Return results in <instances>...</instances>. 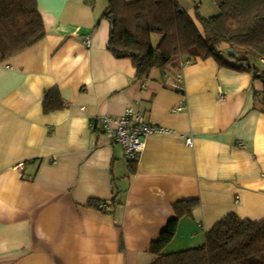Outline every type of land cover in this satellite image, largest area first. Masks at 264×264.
Here are the masks:
<instances>
[{
	"label": "crops",
	"instance_id": "1",
	"mask_svg": "<svg viewBox=\"0 0 264 264\" xmlns=\"http://www.w3.org/2000/svg\"><path fill=\"white\" fill-rule=\"evenodd\" d=\"M37 1L45 37L0 63V264H151L184 200L198 205L166 253L202 245L230 213L264 219L262 79L213 57L139 79L108 49V0ZM54 88L66 105L45 113ZM128 108L170 130L134 168L98 121Z\"/></svg>",
	"mask_w": 264,
	"mask_h": 264
},
{
	"label": "trees",
	"instance_id": "2",
	"mask_svg": "<svg viewBox=\"0 0 264 264\" xmlns=\"http://www.w3.org/2000/svg\"><path fill=\"white\" fill-rule=\"evenodd\" d=\"M191 1L194 14L180 0H108L102 15L111 22L108 49L116 57L131 59L139 79L154 69H166L178 57L189 61L213 57L222 65L243 68L264 81V0H214L220 11L210 17L200 13V0ZM45 35L37 0H0V63ZM155 36H159L157 42ZM227 56L240 65L230 63ZM65 105L60 90L54 88L44 100V111ZM136 163L134 160L129 166L134 168ZM99 203L94 200V205ZM197 205L198 200L174 205L175 216L152 243L156 258L151 264H264V219H243L235 213L207 231L202 245L164 252L176 235L180 218L191 214Z\"/></svg>",
	"mask_w": 264,
	"mask_h": 264
},
{
	"label": "built area",
	"instance_id": "3",
	"mask_svg": "<svg viewBox=\"0 0 264 264\" xmlns=\"http://www.w3.org/2000/svg\"><path fill=\"white\" fill-rule=\"evenodd\" d=\"M86 44H91L89 37L86 38ZM98 121L101 123L103 132L124 147L128 165L132 161L138 160L149 135L162 132L170 133L167 128L145 122L140 113L133 108H128L122 116L106 115L100 117ZM186 142L192 145L193 136H187Z\"/></svg>",
	"mask_w": 264,
	"mask_h": 264
},
{
	"label": "rangeland",
	"instance_id": "4",
	"mask_svg": "<svg viewBox=\"0 0 264 264\" xmlns=\"http://www.w3.org/2000/svg\"><path fill=\"white\" fill-rule=\"evenodd\" d=\"M102 1L107 2V0H102ZM180 1L182 5L187 7L188 11L190 10L195 11V8H194L195 4H193L191 0H180ZM199 6H200L199 8L200 13L205 17L216 15L220 11L219 6L214 0H200ZM158 39H159V36L154 37L155 42H157Z\"/></svg>",
	"mask_w": 264,
	"mask_h": 264
},
{
	"label": "water",
	"instance_id": "5",
	"mask_svg": "<svg viewBox=\"0 0 264 264\" xmlns=\"http://www.w3.org/2000/svg\"><path fill=\"white\" fill-rule=\"evenodd\" d=\"M111 19L113 20V16H111ZM228 52H229L230 54H233V55H235V56H238V53H237L236 51H234L233 49H229Z\"/></svg>",
	"mask_w": 264,
	"mask_h": 264
}]
</instances>
